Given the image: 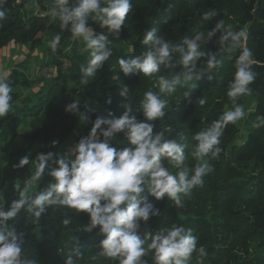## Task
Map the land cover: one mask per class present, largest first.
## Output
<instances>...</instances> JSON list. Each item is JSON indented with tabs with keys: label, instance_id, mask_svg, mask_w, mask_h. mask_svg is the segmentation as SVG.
Returning <instances> with one entry per match:
<instances>
[{
	"label": "trees",
	"instance_id": "obj_1",
	"mask_svg": "<svg viewBox=\"0 0 264 264\" xmlns=\"http://www.w3.org/2000/svg\"><path fill=\"white\" fill-rule=\"evenodd\" d=\"M36 2L45 11L44 14L28 15L23 10V3L7 0L4 10L8 18L0 21V49L12 41L36 47L45 36L53 38L59 34L60 44L56 52L51 51V62L52 59L58 62L60 57H66L69 64L66 74L75 86H66L54 80L44 95H38L37 104L16 107L14 112L0 117V158L5 160L0 164V202H3L4 209L7 210L11 200L16 198L14 184L22 185L23 179L35 170L30 169V164L21 168H14L13 165L25 155L34 159L38 153L54 152L72 133L77 121L84 127L82 137L88 134L97 116L107 117L108 112L115 116L122 114L125 98L119 93L124 86L129 88V95L134 100L137 119H145L142 112H136L143 93L149 89L159 93V75L171 76L182 71L179 67H162L159 73L150 77L139 72L130 76L123 74L118 60L132 58L147 50L149 46L140 42L146 30L156 27L158 34L166 40L178 43L185 35L194 36L200 32L206 36L222 19L226 27L231 24L234 30L248 27L247 47L259 63L252 65L256 79L249 85L252 89L250 96L254 100L253 109L244 120L226 126L220 138L223 151L217 159L206 157L214 170L204 177L202 187L197 186L190 195L182 197L183 207H176L167 196L161 200L149 196V202L160 210V215L151 217L146 223L141 222V235L144 231L155 233L160 228L176 224L192 228L193 235L197 237V252L192 254L188 264H199L200 246H204L208 253L203 258V264H264V126L259 129L252 127L257 117L264 116V66L260 65L264 64V0H130L132 10L118 37L109 35L108 47L112 55L94 77H89L86 85L80 82L79 69L80 65H87L90 52H82L83 41L73 40L71 32L67 29L62 31L60 21L51 17L49 6L53 0ZM210 10L217 15L208 21L203 20V13ZM166 17H170L167 22ZM88 24L97 34H107L106 29L91 17ZM220 34L218 31L209 42L201 44L202 51L217 52L218 59L222 60L213 79L210 81L205 77L187 84L182 82L171 96L160 94L162 98L169 99V106L164 119L151 122L156 131L162 130L165 125L172 127L173 131L166 132V136L186 145V164L189 167L196 163L191 157L192 146L196 143L192 135L204 130L226 107L230 109L233 106L227 92L240 49L220 53L224 47L218 42ZM66 39L71 42L67 51L62 48ZM55 56H60L59 60ZM178 59L179 54L173 53V61ZM62 63V60L58 62L59 65ZM204 64L203 58L197 61V67H204ZM9 80L12 87L19 84L29 86L32 82L18 68L12 70ZM192 84L196 87L191 102H188L183 98V92ZM11 95L13 101L19 97L18 92L13 91ZM77 98L80 101L79 113L89 116L87 123L81 121L78 113L65 111V106ZM108 98H111L110 104L106 103ZM201 98L206 100L203 106L198 103ZM244 99L245 96H242L236 103L242 105ZM89 108L95 111H88ZM27 116L36 118L35 127L30 132L18 131L21 118ZM239 123L244 124L246 135L236 143L241 131ZM53 140L58 141L55 146L51 143ZM110 144L118 148L129 146L123 133H117ZM164 164L174 173L178 171L167 160ZM50 180L46 171L37 190L45 187ZM69 216L72 217L70 224L63 225V219ZM8 223L13 224L18 232H24L21 259L33 258L38 264H64L67 249L78 242L84 255L76 264H117L103 257L97 261L89 259L100 251L98 242L103 237L99 228L91 233L83 231L89 223L87 213H77L66 206H50L38 223H32L31 214L23 210L15 221ZM73 236L75 240L71 239ZM145 259L148 264H153L150 256Z\"/></svg>",
	"mask_w": 264,
	"mask_h": 264
},
{
	"label": "clouds",
	"instance_id": "obj_2",
	"mask_svg": "<svg viewBox=\"0 0 264 264\" xmlns=\"http://www.w3.org/2000/svg\"><path fill=\"white\" fill-rule=\"evenodd\" d=\"M22 0H16L20 4ZM7 0H0V21L8 18L4 10ZM132 10L130 0H53L49 14L60 21L61 30L71 32L73 40H82V52H90L87 65H80V82L88 84L89 77H94L112 55L108 47L109 35L119 32ZM217 12L207 11L202 15L208 21ZM106 29L97 34L89 26V18ZM170 17L165 18V22ZM220 32L219 43L223 45L220 53L240 49L235 60V73L229 81L228 98L233 102L232 108L225 109L204 130L195 132L192 140L191 157L196 161L194 166L186 164L185 144L176 139H169L167 133L172 127L165 125L156 131L152 121L164 119L169 99L160 94L171 96L177 85L182 82L198 81L202 78L212 80L216 69L222 64L217 52L201 50V44L209 42ZM248 27L234 30L231 24L225 26L219 20L205 36L197 32L194 36L185 35L178 43L166 40L158 34L156 27L145 31L140 41L148 45L146 51L128 59H119L118 64L125 76L139 72L144 76H153L164 69L182 68L171 76L159 75V93L151 89L145 91L139 101L136 112H142L144 120H138L134 114V100L129 95V88L124 86L120 95L125 98L124 111L119 116L108 112L107 117L97 116L92 122L86 136L79 138L71 147L62 153H38L34 159L25 155L14 168H21L30 163L34 171L23 179V184L15 183L16 198L4 209L0 202V264H38L33 259H21L24 232H18L13 224L21 211L31 214L32 223H38L41 215L50 206H66L74 212L87 213L89 223L83 227L84 232L91 233L99 228L102 239L98 242L100 251L89 257L97 261L101 257L117 264H148L145 257H151L153 264H188L194 252H197V237L192 228L173 224L160 228L155 233L144 231L141 235V222H147L153 216H159L160 210L149 202V196L156 200L167 196L176 207H183V196H188L197 186L202 187L204 177L214 170L206 159H217L223 149L220 147L221 136L228 124H236L245 118L247 113L241 104L236 103L242 96H250L249 85L255 81L256 73L252 65L259 64L247 47ZM61 36L54 35L49 42L52 52H56ZM131 51L134 49L132 47ZM173 53L179 59L173 61ZM203 58L204 67H197V61ZM264 66V64H260ZM9 75L0 71V117H5L14 110L13 92ZM196 85L183 92V98L191 102V95ZM79 98L65 106V111L78 113L81 121L87 123L89 116L79 113ZM111 103V98L106 100ZM198 103L203 106L206 100ZM16 107H19L17 104ZM88 111H95L89 108ZM135 112V113H136ZM103 126V127H102ZM264 126V116L257 117L252 127ZM117 133H123L129 146L121 148L112 146L110 141ZM102 137V139H101ZM55 146L58 141L53 140ZM177 172L165 166L164 161ZM47 171L51 180L37 190V185ZM72 217H66L62 223L68 226ZM75 240V237H71ZM81 246L77 242L67 249L64 264H76L83 257ZM208 255L204 246L198 249L199 264Z\"/></svg>",
	"mask_w": 264,
	"mask_h": 264
},
{
	"label": "rangeland",
	"instance_id": "obj_3",
	"mask_svg": "<svg viewBox=\"0 0 264 264\" xmlns=\"http://www.w3.org/2000/svg\"><path fill=\"white\" fill-rule=\"evenodd\" d=\"M22 3L23 10L28 15L45 13V11L37 5L36 0H22L21 4ZM51 40L52 38L50 36H45L42 43L37 45L36 47H31L30 44L12 41L0 49V71L7 75L8 73L11 74L14 68H18L20 72L26 74L32 81L30 82L29 86L19 84L15 87H12L14 92L19 93V97L17 98V100H14L12 102L14 105V109L16 108L17 104L19 106L25 104L28 106H32L33 104H37L39 100L38 95H44L47 87L54 80H58L66 86H75V83L72 82V80H70L68 78V75L66 74V70L69 66L66 61V57L55 56L58 58L57 60H59L60 57V60H62L63 62L61 65L58 64L60 60L57 62L56 59H52L51 62V54L53 55V53L51 52L52 50L49 46V42ZM70 43V40L66 39V41L62 45V48L67 51V47ZM253 102L254 100L251 96H245L242 105L247 114L253 109ZM12 112H14V110ZM32 118L33 117L28 116L22 117L21 123L18 126L17 130L26 132L32 131L36 125V118ZM239 124L241 127V131L236 143L241 142L246 135L244 124ZM82 133H84V127L80 121H77L72 133L67 137V139H65L66 142L64 141V143H62L60 147L54 151V153H62L66 151L69 147H71L75 142L79 140ZM4 161L5 160H2L0 158V164H2ZM30 169L34 170V166L32 163H30Z\"/></svg>",
	"mask_w": 264,
	"mask_h": 264
}]
</instances>
